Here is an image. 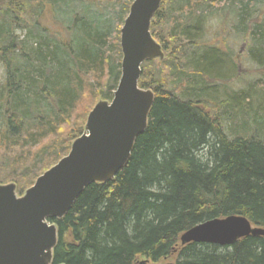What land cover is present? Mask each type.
<instances>
[{
    "label": "trees",
    "instance_id": "obj_1",
    "mask_svg": "<svg viewBox=\"0 0 264 264\" xmlns=\"http://www.w3.org/2000/svg\"><path fill=\"white\" fill-rule=\"evenodd\" d=\"M80 1L115 5L116 28ZM133 1L0 0V185L14 184L21 196L68 154L95 104L111 101ZM262 1L161 2L150 34L164 59L144 63L138 81L154 95L146 128L111 181L89 185L62 219L49 221L57 230L52 264L173 256L174 264H264V237L229 247L179 242L229 216L264 229V75L233 88L232 51L219 35L207 41L212 17L232 15L248 61L264 71V7L255 8Z\"/></svg>",
    "mask_w": 264,
    "mask_h": 264
},
{
    "label": "water",
    "instance_id": "obj_2",
    "mask_svg": "<svg viewBox=\"0 0 264 264\" xmlns=\"http://www.w3.org/2000/svg\"><path fill=\"white\" fill-rule=\"evenodd\" d=\"M163 0H134L120 29V78L112 100L99 101L68 154L18 197L14 184L0 185V264H52L62 219L91 184L111 181L126 165L147 123L152 91L139 88L141 66L163 60L150 23ZM264 237V229L229 216L204 222L183 233L180 246L229 247L245 237ZM139 264H147V261Z\"/></svg>",
    "mask_w": 264,
    "mask_h": 264
},
{
    "label": "rangeland",
    "instance_id": "obj_3",
    "mask_svg": "<svg viewBox=\"0 0 264 264\" xmlns=\"http://www.w3.org/2000/svg\"><path fill=\"white\" fill-rule=\"evenodd\" d=\"M264 1L260 2L263 3ZM85 1H80L79 8H88L89 12L94 13L101 23L108 25L112 30L116 28L117 25V8L115 5L108 3H102L97 6H90ZM90 6V7H88ZM264 5H256L257 10L262 9ZM216 14V13H215ZM48 25H54L58 28V25H55L51 20L47 21ZM234 25L236 21L232 15L224 17L223 15H215L212 17V21L208 23V35L207 41H217V38L214 36L219 35L220 43L223 48H229L234 56V61L236 65V71L238 73L237 78L232 84V87L237 89L238 87H243L246 82L256 80L260 75H264V71H259L255 68L247 58V44L244 43L243 34L236 32L234 30ZM58 26V27H57ZM214 38V39H213ZM210 43V42H209ZM4 82V69L0 65V84ZM87 106V104H85ZM87 109L82 106L79 112H85ZM175 256L170 257L160 264H174ZM150 264V263H148Z\"/></svg>",
    "mask_w": 264,
    "mask_h": 264
},
{
    "label": "bare ground",
    "instance_id": "obj_4",
    "mask_svg": "<svg viewBox=\"0 0 264 264\" xmlns=\"http://www.w3.org/2000/svg\"><path fill=\"white\" fill-rule=\"evenodd\" d=\"M132 4V3H131ZM131 6V5H130Z\"/></svg>",
    "mask_w": 264,
    "mask_h": 264
}]
</instances>
